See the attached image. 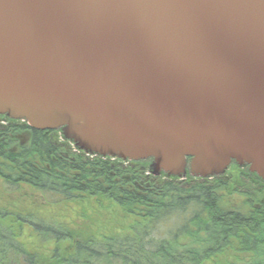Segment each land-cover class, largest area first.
<instances>
[{
	"label": "water",
	"instance_id": "water-1",
	"mask_svg": "<svg viewBox=\"0 0 264 264\" xmlns=\"http://www.w3.org/2000/svg\"><path fill=\"white\" fill-rule=\"evenodd\" d=\"M0 116L153 177L264 182V0H0Z\"/></svg>",
	"mask_w": 264,
	"mask_h": 264
},
{
	"label": "trees",
	"instance_id": "trees-1",
	"mask_svg": "<svg viewBox=\"0 0 264 264\" xmlns=\"http://www.w3.org/2000/svg\"><path fill=\"white\" fill-rule=\"evenodd\" d=\"M151 163L88 156L60 130L5 121L0 177L6 187H28L65 202L106 201L129 225L122 236L95 241L21 217L7 223L0 211V264H264V182L248 167L241 173L232 162L223 175L207 179L187 169L177 179L149 175ZM221 193L238 196L245 212L223 207ZM25 224L43 241L69 243L70 252L37 258L17 238V227Z\"/></svg>",
	"mask_w": 264,
	"mask_h": 264
},
{
	"label": "rangeland",
	"instance_id": "rangeland-1",
	"mask_svg": "<svg viewBox=\"0 0 264 264\" xmlns=\"http://www.w3.org/2000/svg\"><path fill=\"white\" fill-rule=\"evenodd\" d=\"M4 125L5 121H0V126ZM56 140L57 142L63 141L61 139ZM241 168L243 169L240 171L242 173L246 166ZM148 174L151 175L150 171ZM221 197L223 207L235 208L245 212L243 202L238 196L221 193ZM0 211L9 216L7 223L9 221L14 222L17 217H21L67 231L73 237L80 235L95 241H102L117 235L122 236L128 232L129 225L124 213L106 201L93 199L59 201L56 197L43 196L28 187L19 190L10 189L3 184L1 177ZM16 231L18 240L24 244L27 251L39 259L50 257L54 250L59 251L62 255L70 252L69 243L61 245L43 241L26 224L18 226Z\"/></svg>",
	"mask_w": 264,
	"mask_h": 264
},
{
	"label": "flooded vegetation",
	"instance_id": "flooded-vegetation-1",
	"mask_svg": "<svg viewBox=\"0 0 264 264\" xmlns=\"http://www.w3.org/2000/svg\"><path fill=\"white\" fill-rule=\"evenodd\" d=\"M1 118H4L5 121H9L10 119H8L6 116H0ZM13 121V120H11ZM16 122H19V121H16ZM115 160V159H114Z\"/></svg>",
	"mask_w": 264,
	"mask_h": 264
}]
</instances>
